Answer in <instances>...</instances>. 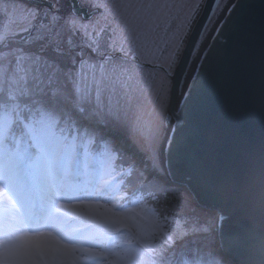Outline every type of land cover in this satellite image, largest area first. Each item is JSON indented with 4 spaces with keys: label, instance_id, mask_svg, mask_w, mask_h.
<instances>
[{
    "label": "rangeland",
    "instance_id": "rangeland-1",
    "mask_svg": "<svg viewBox=\"0 0 264 264\" xmlns=\"http://www.w3.org/2000/svg\"><path fill=\"white\" fill-rule=\"evenodd\" d=\"M78 1L97 11L84 18L74 12L57 13L64 10V5L72 8L68 0H54L52 8L23 0H0V86L28 94H51L64 85L71 86L73 98L66 99L88 111L85 117L99 116L103 122L96 125L108 134L121 132L128 137L125 142L118 140L115 146L134 158L133 164L149 180L155 176V170L151 172L149 166L162 168L159 144L168 119L170 76L204 0ZM224 2L216 1L202 38L213 27ZM31 30L38 37L28 36ZM26 36L29 41L24 46L7 47ZM16 117L17 112L1 123L2 136L7 135ZM129 139L142 155L124 146L133 148ZM2 142L0 172L9 160L13 161L14 152L6 156L8 149ZM23 143L30 151V143ZM94 152L93 148L80 153L75 146L69 173L74 178L90 174L96 185L101 183L107 188L109 198L88 197V191L72 182L64 187L55 185L43 175L48 166L46 159L35 166L37 178L23 162L15 167L21 177L19 183L0 179V264L195 261L189 251L199 241L185 244L197 233L189 234L175 220L156 217L150 208L136 202V207L120 205L126 194L118 187L111 188L121 173L99 178L105 177L100 157H104L107 168L111 167V147L105 156H96ZM21 155L17 162L24 160ZM38 157L41 160L45 155ZM146 158L149 162L145 170ZM187 200L194 203L192 198ZM52 210L61 223L59 226L47 223L49 217L53 218ZM214 226L210 234L215 237ZM203 244L208 251L212 250L209 244Z\"/></svg>",
    "mask_w": 264,
    "mask_h": 264
},
{
    "label": "water",
    "instance_id": "water-1",
    "mask_svg": "<svg viewBox=\"0 0 264 264\" xmlns=\"http://www.w3.org/2000/svg\"><path fill=\"white\" fill-rule=\"evenodd\" d=\"M216 1L204 0L170 76L160 175L218 213L224 259L264 264V0H225L202 38ZM67 4L84 18L97 11Z\"/></svg>",
    "mask_w": 264,
    "mask_h": 264
},
{
    "label": "trees",
    "instance_id": "trees-1",
    "mask_svg": "<svg viewBox=\"0 0 264 264\" xmlns=\"http://www.w3.org/2000/svg\"><path fill=\"white\" fill-rule=\"evenodd\" d=\"M51 1L54 2V0ZM67 12H73L72 8L67 5H64V10L57 11L58 14H67ZM56 20L57 22L60 21L57 18ZM37 29L33 30L36 32ZM33 30L28 32V36L38 37ZM28 36L20 41L10 42L7 47L24 46L25 42L29 41ZM72 91L71 86L64 85L55 93L28 94L19 90L13 91L6 85L0 86V127L1 123L11 119L15 112L18 114V117L9 126L7 135L2 136L3 134L0 133V144L3 141V145L8 149L6 156L14 151L12 154L13 161L9 160V163L1 168V181H9V183L15 184L21 181L19 170L15 167L25 161L28 153L23 140L30 143L33 151L32 156L28 159L29 169L35 174V166L41 165V162L46 159L48 166L43 175L49 176L60 187L72 182L69 169L73 155L72 150L75 146L77 150H80V153L94 148L96 156H105L107 148L111 147L114 156H112L111 167L107 168L106 164L104 165V157H100V161L102 169L105 168V177H112L113 172L121 173L120 179L111 188L114 190L118 187L126 194V197L122 199L124 203L120 205L129 204L136 207L137 205L133 204L136 202L150 208L156 217H170L175 220L189 234L191 232L197 233L193 239L190 238L189 242L185 244L187 246L196 240L199 241V244L189 251L192 259H195L190 264H227L221 260L220 254L213 249L216 248L215 237L210 234V230L216 222V212L189 203L187 199L192 198V196L185 188L176 184L165 183L159 176L155 175L153 178L145 180V177L133 164L134 158L123 154L124 151L115 146L118 141L117 138L96 125V122H103V120L99 116L91 117L89 115L85 117L88 111L80 110L70 100L66 99V97L73 98L71 96ZM55 107L60 108V110ZM80 113L81 115H79ZM47 137L49 138L47 139ZM47 140L50 142L46 143ZM87 140L91 143H88ZM41 153L45 155V158L39 160L38 155ZM20 155L21 159L22 157L25 158L21 162H17ZM83 161L86 165V159ZM35 176L37 177V174ZM77 184L88 191V197H111L101 183L95 184L93 176L91 177L90 174L85 175L83 180H77ZM50 224L60 225L61 223L54 217ZM185 240L183 239V241ZM203 243L209 244L212 250L208 251L207 246ZM185 252L187 253V251Z\"/></svg>",
    "mask_w": 264,
    "mask_h": 264
},
{
    "label": "bare ground",
    "instance_id": "bare-ground-1",
    "mask_svg": "<svg viewBox=\"0 0 264 264\" xmlns=\"http://www.w3.org/2000/svg\"><path fill=\"white\" fill-rule=\"evenodd\" d=\"M130 144H131V143H130ZM130 144H129V145H130ZM131 147H132V146H131ZM145 164H146V166H148L147 162H145ZM149 168H150V167H149ZM161 170H162V169L160 168L159 171H161Z\"/></svg>",
    "mask_w": 264,
    "mask_h": 264
}]
</instances>
